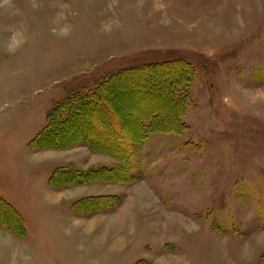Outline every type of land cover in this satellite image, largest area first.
I'll return each instance as SVG.
<instances>
[{
  "label": "rangeland",
  "instance_id": "374dc122",
  "mask_svg": "<svg viewBox=\"0 0 264 264\" xmlns=\"http://www.w3.org/2000/svg\"><path fill=\"white\" fill-rule=\"evenodd\" d=\"M173 60L184 128L130 164L123 136L166 113L140 74L36 142L59 104ZM0 200V264H264V0H0Z\"/></svg>",
  "mask_w": 264,
  "mask_h": 264
},
{
  "label": "trees",
  "instance_id": "16d2710c",
  "mask_svg": "<svg viewBox=\"0 0 264 264\" xmlns=\"http://www.w3.org/2000/svg\"><path fill=\"white\" fill-rule=\"evenodd\" d=\"M145 73V74H143ZM150 73V74H149ZM140 74V76H139ZM132 75L139 76V79L146 80L148 85H140L135 84V94H141L143 96H150L155 99L163 95L166 99L165 107L166 110L165 114H153L152 116L149 115H142L139 117V128L135 132L128 131L124 137V148L119 149L115 155L116 158H123L127 163H123L124 166L131 163V156L132 148L137 141H142L146 139L149 135L153 133H173L178 132V130H182L183 123H180L181 117L184 115L185 110V98H186V90L189 86V83L192 81V67L186 61L182 60H173V61H166L162 64H149L143 65L137 68L126 69L120 71L119 73L113 75L105 82L97 87L96 92L89 96V97H76L63 104H59L58 108L55 111H59L60 115H56L58 118H54V112L51 111L48 115V123L44 130L38 135L36 138V142L39 140H54L56 141L57 138L60 136V132H65L68 135L70 134V128L73 125H78L79 130L83 127L85 120L82 116L83 114L89 112L90 110L95 109L97 107H101V103L103 101L110 102L114 98V94L106 95L105 90L108 86H111L114 93L119 92L118 87H121L120 84L131 80ZM152 77L158 78L159 82H153ZM130 77V78H129ZM135 77V76H134ZM126 83V84H125ZM114 87V88H113ZM103 91V93H102ZM156 92V93H155ZM163 93V94H162ZM178 109V110H176ZM168 110V111H167ZM170 110V111H169ZM66 115L61 113H66ZM55 116V117H56ZM145 116V117H143ZM51 117V118H50ZM148 118V119H147ZM50 121V122H49ZM110 125L115 124L114 122H109ZM58 134V135H57ZM89 134V133H87ZM99 134V133H98ZM95 135V134H93ZM100 136V135H99ZM84 140L86 139V145L88 147H92L91 139L89 136L83 134ZM35 142V141H34ZM53 143V141H52ZM35 145V143H34ZM99 145V144H98ZM107 172H115L117 173L118 168L111 167L106 168ZM100 172V171H96ZM68 174H82L77 173L75 171L67 172ZM128 174V172H127ZM82 176V175H81ZM131 177V176H129ZM0 203L2 201L0 200ZM6 211L1 212H14L12 208L5 205ZM8 210V211H7Z\"/></svg>",
  "mask_w": 264,
  "mask_h": 264
},
{
  "label": "bare ground",
  "instance_id": "6f19581e",
  "mask_svg": "<svg viewBox=\"0 0 264 264\" xmlns=\"http://www.w3.org/2000/svg\"><path fill=\"white\" fill-rule=\"evenodd\" d=\"M176 110H178V109H176Z\"/></svg>",
  "mask_w": 264,
  "mask_h": 264
}]
</instances>
